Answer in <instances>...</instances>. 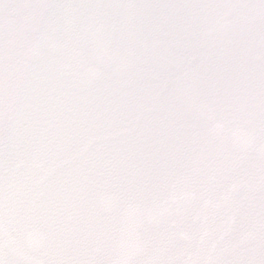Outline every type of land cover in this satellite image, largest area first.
<instances>
[{
    "label": "snow or ice",
    "instance_id": "snow-or-ice-1",
    "mask_svg": "<svg viewBox=\"0 0 264 264\" xmlns=\"http://www.w3.org/2000/svg\"><path fill=\"white\" fill-rule=\"evenodd\" d=\"M0 264H264V0H0Z\"/></svg>",
    "mask_w": 264,
    "mask_h": 264
}]
</instances>
